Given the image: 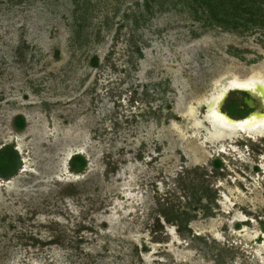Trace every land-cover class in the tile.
Listing matches in <instances>:
<instances>
[{"label":"rangeland","instance_id":"obj_1","mask_svg":"<svg viewBox=\"0 0 264 264\" xmlns=\"http://www.w3.org/2000/svg\"><path fill=\"white\" fill-rule=\"evenodd\" d=\"M224 71L264 74V27L203 0H0V147L16 115L30 128L10 179L28 191L0 188V264H264V128L239 131V158L173 124Z\"/></svg>","mask_w":264,"mask_h":264},{"label":"bare ground","instance_id":"obj_2","mask_svg":"<svg viewBox=\"0 0 264 264\" xmlns=\"http://www.w3.org/2000/svg\"><path fill=\"white\" fill-rule=\"evenodd\" d=\"M230 86L250 88L253 94L259 96L264 105V74L261 75L259 71H256L249 78L240 79L228 71L221 72L212 79L206 91L193 93L187 103L181 106L182 109L177 110L181 121L175 120L173 124H175L177 135L182 142L192 137L199 141L201 140L202 149L207 154L208 148H215V152H228L229 154L237 155L239 158L243 157L238 146L232 145V143H236L241 138L239 131H244L248 137H256L254 131L257 130L258 126L261 127V130L264 128V113H253L243 120L228 118L221 111L220 104ZM202 108L206 109L205 114H202ZM27 118L30 123V118ZM29 131V127L24 132H14L10 128L9 132L14 133L16 137H4L3 140L7 142L16 141L18 149L23 155L27 149V144L23 137L29 134ZM262 131L264 132V129ZM200 136L202 137L200 138ZM82 151L81 147L76 146L74 150H70L69 155L71 157L74 153ZM209 155L211 156V154ZM208 156H203V159ZM23 168L19 176L24 175L23 172L28 167L25 164ZM2 187H5L7 191H28V187H22L16 180L4 181L0 179V188Z\"/></svg>","mask_w":264,"mask_h":264},{"label":"trees","instance_id":"obj_3","mask_svg":"<svg viewBox=\"0 0 264 264\" xmlns=\"http://www.w3.org/2000/svg\"><path fill=\"white\" fill-rule=\"evenodd\" d=\"M207 3V7L211 11L215 20L224 27L237 29L248 26H262L264 27V20L255 15L254 7L257 3H264V0H203ZM234 3V4H233ZM250 3V4H249ZM235 9H238L237 11ZM242 12H247L250 15L244 17ZM141 53V52H140ZM236 55V53L234 54ZM93 66H99L98 59L95 57ZM235 114L234 111H231ZM13 126L15 130L22 131L27 126L26 118L23 114H18L13 119ZM87 164L85 156L77 154L72 157L70 161L71 169L79 172L85 169ZM216 167L221 165V161L215 162ZM21 166V159L18 151L12 144H7L0 148V176L9 178L18 173Z\"/></svg>","mask_w":264,"mask_h":264},{"label":"flooded vegetation","instance_id":"obj_4","mask_svg":"<svg viewBox=\"0 0 264 264\" xmlns=\"http://www.w3.org/2000/svg\"><path fill=\"white\" fill-rule=\"evenodd\" d=\"M238 92H240V95L239 96H233V97L230 96V97L227 98V100L225 99L226 102L224 101L223 108H220L223 113H227L230 117H232L234 119H243V118H246V117H248L249 115H251L253 113H259V114L260 113H264V105H263V102L260 100L259 96L252 95V94L248 93L245 90H238ZM258 107H261V108L258 109ZM231 111H234L235 114H233ZM22 131H18V132H22ZM248 138L252 139L251 136H249ZM243 143L246 144V142H244V140L241 141V143L239 141L236 142L237 145L238 144L240 145V144H243ZM7 144H10V143H5L0 148L4 147ZM12 145L14 146V148L19 153V156H20V159H21V166H20L19 170H21L24 167V165H25L24 163L25 162H24L23 158H21L22 154H21L20 150L18 149L17 142L16 141H13L12 142ZM77 154H81L82 155V152H76V153H74L70 157V161H71L72 157L75 156V155H77ZM217 160H220L221 161V165L219 167H216V165H215V162ZM86 161H87V164H86V167H87L88 166V160H87V158H86ZM212 166L218 171L223 166V160H221L220 157L213 158ZM260 167L261 166L258 163H254V165H253V169H256L257 168L258 170H260ZM13 176H11V177H13ZM11 177L5 178V177L0 176V178L2 180H4V181H9L11 179ZM239 224L241 225L242 223H239ZM256 240L258 242L263 241L264 240L263 233L260 234L259 237Z\"/></svg>","mask_w":264,"mask_h":264},{"label":"water","instance_id":"obj_5","mask_svg":"<svg viewBox=\"0 0 264 264\" xmlns=\"http://www.w3.org/2000/svg\"><path fill=\"white\" fill-rule=\"evenodd\" d=\"M229 90H245V91H247L248 93H250V94H252V95H255V94H253V92L250 90V88H244V87H229L228 88ZM228 89H227V91H226V94H225V96H224V98H223V100H221V104H220V108H221V106L224 104V101H225V97L227 96V94H228ZM223 114H225L228 118H230V119H232V120H243V119H234V118H232V117H230L227 113H223ZM260 114H263V113H260ZM250 116V115H249ZM248 116V117H249ZM247 118V117H246Z\"/></svg>","mask_w":264,"mask_h":264}]
</instances>
